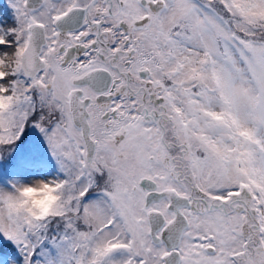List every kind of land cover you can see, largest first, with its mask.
Listing matches in <instances>:
<instances>
[{
    "label": "snow or ice",
    "instance_id": "1",
    "mask_svg": "<svg viewBox=\"0 0 264 264\" xmlns=\"http://www.w3.org/2000/svg\"><path fill=\"white\" fill-rule=\"evenodd\" d=\"M0 264H264V0H0Z\"/></svg>",
    "mask_w": 264,
    "mask_h": 264
}]
</instances>
